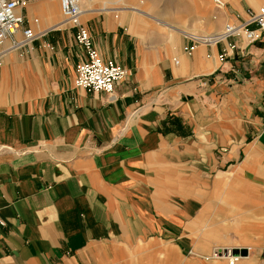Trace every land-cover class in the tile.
Instances as JSON below:
<instances>
[{
	"label": "crops",
	"instance_id": "crops-1",
	"mask_svg": "<svg viewBox=\"0 0 264 264\" xmlns=\"http://www.w3.org/2000/svg\"><path fill=\"white\" fill-rule=\"evenodd\" d=\"M130 1L80 2L98 55L128 70L112 94L75 87L86 55L59 0L17 9L23 23L0 44V264L166 257L169 238L190 239L209 213L240 214L261 241L264 31L183 46L264 0H186L206 23L190 32ZM25 29L33 39L14 45Z\"/></svg>",
	"mask_w": 264,
	"mask_h": 264
},
{
	"label": "rangeland",
	"instance_id": "rangeland-1",
	"mask_svg": "<svg viewBox=\"0 0 264 264\" xmlns=\"http://www.w3.org/2000/svg\"><path fill=\"white\" fill-rule=\"evenodd\" d=\"M129 3L147 12L157 23L177 27L184 25L185 30L189 32L203 21L198 17L196 7L186 0H131ZM203 23L206 24L204 21ZM211 214L199 218V225L203 227L189 229L190 239L181 242L178 237L169 238L166 257L161 256L156 249L147 250L139 252L136 258L123 264H215V261L219 264H229V257L223 246H232V254L241 258L247 257L248 262L245 264H264V232H260V243L255 244L250 236L252 231L245 227L248 224L247 219L240 214ZM234 249H237L236 253ZM222 250L225 254L216 253ZM241 258L234 264H239Z\"/></svg>",
	"mask_w": 264,
	"mask_h": 264
},
{
	"label": "built area",
	"instance_id": "built-area-1",
	"mask_svg": "<svg viewBox=\"0 0 264 264\" xmlns=\"http://www.w3.org/2000/svg\"><path fill=\"white\" fill-rule=\"evenodd\" d=\"M32 0H0V44L5 37L14 34L23 23V18L17 13V9L26 7ZM81 0H59L60 11L64 21L74 29L75 42L85 51V59L75 67L74 85L91 92H105L112 94L117 82L124 79L128 70L113 62L103 60L93 47L91 37L87 29L81 24L80 8ZM217 8H223V0H213ZM264 31V2L256 9H246L241 22L236 24L226 23L222 30L212 33L194 34L187 33V43L183 46L185 53H190L198 44L215 45L229 38L242 37L247 43H253L261 38ZM23 39L14 45L27 43L33 39L30 29L23 30ZM236 48L232 41L228 44V50ZM226 52L219 55L223 61ZM226 250L229 264H234L238 256H233L231 250ZM225 254V251L216 252ZM215 254V256L217 255Z\"/></svg>",
	"mask_w": 264,
	"mask_h": 264
},
{
	"label": "bare ground",
	"instance_id": "bare-ground-1",
	"mask_svg": "<svg viewBox=\"0 0 264 264\" xmlns=\"http://www.w3.org/2000/svg\"><path fill=\"white\" fill-rule=\"evenodd\" d=\"M216 33H218V32H216ZM225 249H228V251H230L232 248H225ZM233 256H237V255H233ZM239 258H241V257H237V261Z\"/></svg>",
	"mask_w": 264,
	"mask_h": 264
},
{
	"label": "water",
	"instance_id": "water-1",
	"mask_svg": "<svg viewBox=\"0 0 264 264\" xmlns=\"http://www.w3.org/2000/svg\"><path fill=\"white\" fill-rule=\"evenodd\" d=\"M237 252V249H234V253H236Z\"/></svg>",
	"mask_w": 264,
	"mask_h": 264
}]
</instances>
